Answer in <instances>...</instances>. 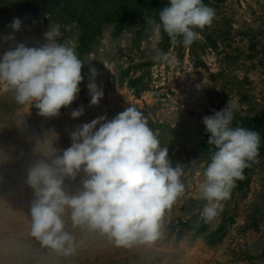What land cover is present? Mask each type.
<instances>
[{
    "label": "rangeland",
    "instance_id": "1",
    "mask_svg": "<svg viewBox=\"0 0 264 264\" xmlns=\"http://www.w3.org/2000/svg\"><path fill=\"white\" fill-rule=\"evenodd\" d=\"M30 1L0 0V54L17 43L39 47L45 42L44 33L53 24L37 36L16 37L9 27L19 18L17 32H28L29 22L41 20L34 8L28 14ZM208 6L215 16L210 25L197 29L198 40L190 46L170 41L162 50L172 58L170 63L152 59L153 44L162 47L160 32L158 38L153 32V22L158 21L147 18L118 35L113 26L103 25L82 58L84 79L77 98L56 116L45 117L35 107L17 104L14 91L0 85V264H264V159L249 175L248 187H233L221 202L223 210L205 222L201 210L206 201L199 185L206 160L193 155L202 140L184 146L180 139L191 133L209 136L202 118L225 107L229 99L238 104L234 118L264 114V0H225ZM9 34L14 39H7ZM58 42L68 43L77 53V36L61 35ZM89 68L96 69L95 82L103 89L97 105H90L86 87ZM130 105L142 112L160 145L167 146L173 166L184 168L185 191L165 212L160 235L151 243L116 246L98 231L73 227L66 210L62 218L65 230L75 237V252L65 256L43 246L30 234L34 193L26 184L28 167L69 147L70 133L79 125L102 115L110 120L115 108L123 111ZM80 106L83 114L72 118V110ZM85 178L83 171L74 179L65 178L64 190L79 192ZM202 223L205 231L196 233ZM220 225L221 241L209 245L206 235Z\"/></svg>",
    "mask_w": 264,
    "mask_h": 264
},
{
    "label": "clouds",
    "instance_id": "2",
    "mask_svg": "<svg viewBox=\"0 0 264 264\" xmlns=\"http://www.w3.org/2000/svg\"><path fill=\"white\" fill-rule=\"evenodd\" d=\"M158 16L159 23L153 22L157 38L162 29L173 43L190 46L199 39L195 29L210 25L215 11L203 0H168ZM21 25L19 18H13L9 27L16 32ZM61 35L58 25H49L39 47L17 43L0 54V85L14 91L17 104L35 107L45 117L56 116L69 106L84 79V64L74 47L58 42ZM7 39L14 36L9 34ZM152 59L172 62L155 44ZM89 73L90 105H97L103 89L95 82L96 69L89 68ZM237 108L229 99L225 107L202 118L210 134L207 143L215 148L199 185L206 201L201 210L205 222L219 215L221 202L230 197L244 169L259 155V133L231 127ZM83 111L80 106L72 110L71 117L78 118ZM70 140V146L59 154L38 159L27 169L26 184L34 193L30 234L43 246L65 256L73 254L75 237L65 230L62 218L70 210L73 227L98 231L116 246L155 241L165 212L185 191L184 168L178 163L173 166L167 146L160 145L142 112L130 105L110 120L96 117L73 130ZM81 171L86 174L82 190L68 194L65 178L74 179Z\"/></svg>",
    "mask_w": 264,
    "mask_h": 264
},
{
    "label": "trees",
    "instance_id": "3",
    "mask_svg": "<svg viewBox=\"0 0 264 264\" xmlns=\"http://www.w3.org/2000/svg\"><path fill=\"white\" fill-rule=\"evenodd\" d=\"M223 2L225 0H203V3L207 6L211 3L219 5ZM167 3L168 0H31L27 4V12L28 14L29 12L31 13L34 8L40 13L41 20L28 21L31 24L28 32L16 31L15 33L16 37L26 33L30 36H37L49 24H58L63 37L77 36V55L82 61L84 55L91 51L92 44L97 41L96 38L100 36L103 25L113 26V34L118 35L121 31L130 30L138 23H143L147 18L159 22L158 14ZM195 30L197 31V29ZM170 41V38L161 29V50L166 49L165 47L170 44ZM211 44L214 47V43ZM133 82L135 81L131 80L128 84L133 86ZM122 83L123 79H120L119 85L121 86ZM139 96L140 92L136 90L135 97ZM216 110L218 109L216 108ZM120 112H122V109L117 107L112 112V116L114 117ZM238 126L257 131L260 135L258 157L255 162H249L250 166L244 169L243 179H239L235 183V187L238 190H244L248 187L249 175L256 169L258 162L264 159V114L240 118L233 117L231 127ZM198 136V133H191L180 139L184 146L190 145L192 141L202 140L193 155L202 157V159L206 160L207 165L215 148L207 143L208 135L205 137L200 136L199 138ZM196 230V233H203L205 224L202 223V226ZM223 230V226L220 225L216 231L206 235L208 244H218L222 239ZM179 238L180 235L178 234L177 239Z\"/></svg>",
    "mask_w": 264,
    "mask_h": 264
}]
</instances>
